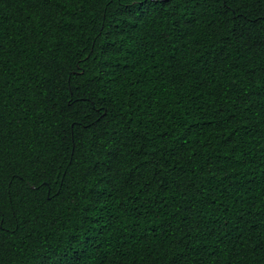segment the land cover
Returning a JSON list of instances; mask_svg holds the SVG:
<instances>
[{"label": "trees", "instance_id": "16d2710c", "mask_svg": "<svg viewBox=\"0 0 264 264\" xmlns=\"http://www.w3.org/2000/svg\"><path fill=\"white\" fill-rule=\"evenodd\" d=\"M0 264H264V0H0Z\"/></svg>", "mask_w": 264, "mask_h": 264}]
</instances>
